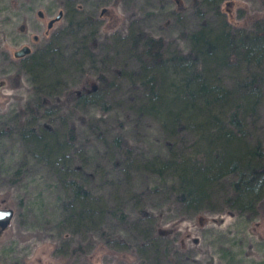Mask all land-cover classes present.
Masks as SVG:
<instances>
[{
    "label": "rangeland",
    "instance_id": "obj_1",
    "mask_svg": "<svg viewBox=\"0 0 264 264\" xmlns=\"http://www.w3.org/2000/svg\"><path fill=\"white\" fill-rule=\"evenodd\" d=\"M219 5L218 13L204 0H0V206L14 209L0 232V264H250L264 257V204L254 216L229 212L211 192L201 205L208 209L185 207L172 180L147 162L188 145L190 136L170 137L153 115L132 107L143 99L140 84H132L142 58L128 32L143 30L187 51L186 34L204 22L252 28L264 21V0ZM23 44L52 60L46 80L14 55ZM100 72L114 82L104 93L108 107L69 97L97 85ZM42 95L40 135L66 144L70 169L63 177L20 135L26 104ZM247 122L249 139L264 150V88ZM72 177L85 183L97 207L120 206L125 216L105 211L77 226L66 221L64 180Z\"/></svg>",
    "mask_w": 264,
    "mask_h": 264
},
{
    "label": "trees",
    "instance_id": "obj_2",
    "mask_svg": "<svg viewBox=\"0 0 264 264\" xmlns=\"http://www.w3.org/2000/svg\"><path fill=\"white\" fill-rule=\"evenodd\" d=\"M204 1L221 11L222 0ZM186 36L187 51L169 49L163 37L143 30H131L127 35L130 48L142 58L138 73L132 72V84H140L143 99L132 107L137 113L153 115L168 136L186 134L191 139L180 149L171 146L165 158L147 164L159 177L172 180L168 182L174 185L175 197L185 207L208 209L202 202L215 192L229 212L254 216L264 204V150L259 141L249 139L247 119L256 112L263 94L264 21H256L252 28H231L226 19L216 25L204 22ZM81 48H87V43ZM19 58L27 59L28 71L47 79L45 68L52 61L47 53L31 52ZM96 84L66 94L77 103L97 102L108 107L104 93L113 80L100 72ZM45 99L42 95L36 103L26 104L29 118L22 123L20 135L38 150L42 148L52 166L66 173L70 169L66 144L57 135L51 143L40 135L37 109ZM64 182L69 209L66 221L74 226L105 211L125 216L120 206L97 207L82 180L72 177ZM250 264H264V257Z\"/></svg>",
    "mask_w": 264,
    "mask_h": 264
},
{
    "label": "water",
    "instance_id": "obj_3",
    "mask_svg": "<svg viewBox=\"0 0 264 264\" xmlns=\"http://www.w3.org/2000/svg\"><path fill=\"white\" fill-rule=\"evenodd\" d=\"M62 15V10L60 9L58 13L50 18L47 22V27H50L53 21L58 20ZM31 47L28 44H23L19 48L14 50V55L17 57H23L31 53ZM2 81H0V85ZM14 215V209L11 206H0V232L4 230L10 223L11 218Z\"/></svg>",
    "mask_w": 264,
    "mask_h": 264
}]
</instances>
